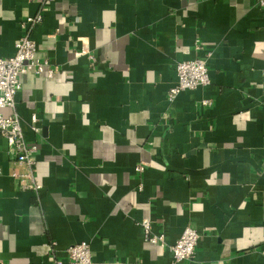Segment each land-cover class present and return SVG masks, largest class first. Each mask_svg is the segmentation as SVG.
I'll list each match as a JSON object with an SVG mask.
<instances>
[{
    "label": "crops",
    "instance_id": "0c3cea01",
    "mask_svg": "<svg viewBox=\"0 0 264 264\" xmlns=\"http://www.w3.org/2000/svg\"><path fill=\"white\" fill-rule=\"evenodd\" d=\"M39 6L0 0V57ZM31 36L54 74H22L15 102L42 188L14 181L26 167L0 135V264H68L82 241L96 263L264 264L259 0H53ZM195 58L210 82L170 102L177 63ZM188 225L195 254L176 262Z\"/></svg>",
    "mask_w": 264,
    "mask_h": 264
},
{
    "label": "built area",
    "instance_id": "2783aa9c",
    "mask_svg": "<svg viewBox=\"0 0 264 264\" xmlns=\"http://www.w3.org/2000/svg\"><path fill=\"white\" fill-rule=\"evenodd\" d=\"M53 0H40V6L35 15L27 17L23 24V35L15 44L14 55L6 58L0 57V135L7 140L8 146L16 155V163L26 167L23 172H12V177L23 188L39 190L42 188L33 180V168L36 164L38 144L26 140L22 128V121L16 111L15 96L22 88L20 77L25 73L40 75L47 73L52 77L54 70L47 59L38 57L36 41L32 38L33 28L43 20V13ZM259 5L264 9V0H259ZM199 46H197L198 48ZM177 82L168 92V100L173 102L177 96L185 90H194L210 82L206 59L195 58L181 61L176 65ZM205 105L210 101H203ZM3 109L10 110L4 114ZM39 119L36 114L32 115V129L37 131ZM142 170L143 167H137ZM147 240L152 243L160 242L165 245L163 235L153 234L150 219L140 222ZM200 235L198 231L188 225L179 239L169 245L173 258L176 262L189 260L195 254ZM68 264H105L96 263L92 259L90 243L82 241L69 246L66 249ZM54 264H64L63 260L54 258Z\"/></svg>",
    "mask_w": 264,
    "mask_h": 264
}]
</instances>
